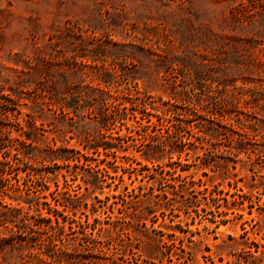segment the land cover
I'll return each mask as SVG.
<instances>
[{
  "label": "rangeland",
  "instance_id": "obj_1",
  "mask_svg": "<svg viewBox=\"0 0 264 264\" xmlns=\"http://www.w3.org/2000/svg\"><path fill=\"white\" fill-rule=\"evenodd\" d=\"M0 96V264H264V0H0Z\"/></svg>",
  "mask_w": 264,
  "mask_h": 264
},
{
  "label": "trees",
  "instance_id": "obj_2",
  "mask_svg": "<svg viewBox=\"0 0 264 264\" xmlns=\"http://www.w3.org/2000/svg\"><path fill=\"white\" fill-rule=\"evenodd\" d=\"M0 100H5L4 103L0 102V136H2L5 141L11 142L9 139L11 134L10 129L12 127H18L19 125L16 121L12 120L8 114L16 111L17 102L8 96H0Z\"/></svg>",
  "mask_w": 264,
  "mask_h": 264
}]
</instances>
